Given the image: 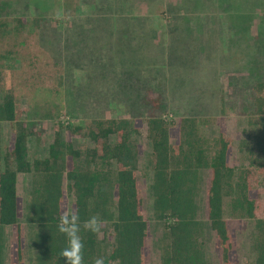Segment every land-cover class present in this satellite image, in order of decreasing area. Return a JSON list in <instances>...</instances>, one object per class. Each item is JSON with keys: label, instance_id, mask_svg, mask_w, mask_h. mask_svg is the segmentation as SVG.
Here are the masks:
<instances>
[{"label": "rangeland", "instance_id": "374dc122", "mask_svg": "<svg viewBox=\"0 0 264 264\" xmlns=\"http://www.w3.org/2000/svg\"><path fill=\"white\" fill-rule=\"evenodd\" d=\"M58 11L60 20L55 19ZM0 30V97L13 96L20 119L32 130L30 160L46 156L57 120L88 124L124 117L136 123L146 264H161V238L170 220L156 218L152 210L149 113L169 123L172 142L182 116L198 118L201 133L209 138L222 128L232 140L229 164L236 172L249 168L257 155L253 99L258 94L254 85L264 79V0H0ZM147 88L160 95L159 109L150 110L143 102ZM13 137L10 124L1 122L2 151ZM72 142L93 146L86 137ZM208 176L207 169L200 171L195 198L203 223L199 240L205 264H218L205 216ZM252 181L255 215L264 218V174ZM30 183V173L17 174L24 264H33L35 254L34 228L25 216ZM72 198L64 189L63 209L70 208ZM229 202L225 196L235 264H252L253 220L234 212ZM5 228V264H11L12 228Z\"/></svg>", "mask_w": 264, "mask_h": 264}, {"label": "trees", "instance_id": "16d2710c", "mask_svg": "<svg viewBox=\"0 0 264 264\" xmlns=\"http://www.w3.org/2000/svg\"><path fill=\"white\" fill-rule=\"evenodd\" d=\"M254 89L258 92L253 99L258 117L253 135L257 155L249 168L237 172L229 164L232 140L222 128L209 138L201 133L198 118L182 116L172 142L169 123L149 113L146 137L152 167V210L156 218L170 219L161 238V264H205L199 240L203 223L197 218L195 199L202 169L209 171L205 216L214 233L218 264H235L232 227L224 214L225 196L230 198L234 212L253 220L252 264H264V218L255 215L257 204L251 190L257 173L264 174V79ZM159 98L147 88L143 102L150 110H157ZM4 121L13 128L14 137L7 150L0 148V264H5L6 226L12 228L11 264H24V228L18 222L16 189L19 172L31 174L25 216L34 228L33 264H64L59 253L66 246V238L56 228L64 210V189L73 197L70 208H79L81 221L98 214L104 224L98 234L81 229L85 264H92L98 256H103L106 264H146L144 192L136 175L140 148L133 138L136 123L124 117L92 119L88 124L57 120L46 156L30 160L27 140L32 130L20 119L13 96L8 93L0 97V128ZM73 137H86L93 146H75ZM241 145L247 146V139Z\"/></svg>", "mask_w": 264, "mask_h": 264}, {"label": "clouds", "instance_id": "9594fccd", "mask_svg": "<svg viewBox=\"0 0 264 264\" xmlns=\"http://www.w3.org/2000/svg\"><path fill=\"white\" fill-rule=\"evenodd\" d=\"M62 18V13L58 11L55 19L60 20ZM103 227V221L98 214H93L81 221L80 210L77 206L73 205L71 208L61 210L56 228L66 238V246L59 253L64 264H85L81 229L98 234ZM92 264H106V261L103 256H98L92 260Z\"/></svg>", "mask_w": 264, "mask_h": 264}, {"label": "crops", "instance_id": "0c3cea01", "mask_svg": "<svg viewBox=\"0 0 264 264\" xmlns=\"http://www.w3.org/2000/svg\"><path fill=\"white\" fill-rule=\"evenodd\" d=\"M30 186H31V183H30V185H29V189H28V192H29V190H30Z\"/></svg>", "mask_w": 264, "mask_h": 264}]
</instances>
